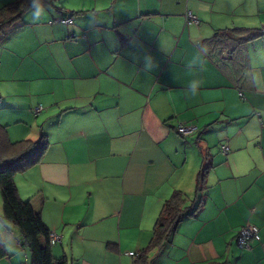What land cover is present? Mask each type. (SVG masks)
<instances>
[{"label":"crops","instance_id":"0c3cea01","mask_svg":"<svg viewBox=\"0 0 264 264\" xmlns=\"http://www.w3.org/2000/svg\"><path fill=\"white\" fill-rule=\"evenodd\" d=\"M230 27L262 29L264 0H54L0 35V114L42 106L35 130L6 126L13 141H48L14 182L60 238L54 257L133 264L173 191L194 197L205 160L202 206L150 264H264V32L232 59L204 51ZM0 223V264H21L17 228ZM247 223L259 238L241 248Z\"/></svg>","mask_w":264,"mask_h":264},{"label":"trees","instance_id":"16d2710c","mask_svg":"<svg viewBox=\"0 0 264 264\" xmlns=\"http://www.w3.org/2000/svg\"><path fill=\"white\" fill-rule=\"evenodd\" d=\"M54 0H14L0 8V35L10 25L19 20L22 14L37 5L50 4ZM261 29L245 27H230L220 29L210 38L201 43L204 51L214 57L222 56L232 59L242 55L243 46L261 34ZM48 141L41 133L37 140H11L7 126L0 122V194L2 211L0 221H7L17 228V239L21 248L28 255L29 264H70L65 256L54 257L49 239L50 230L42 221L39 211H36L29 200H22L14 182V176L22 173L42 161ZM205 159V156H204ZM209 164L205 162L198 170L194 183L193 198L174 190L165 200L154 225L148 244L139 250L133 264H150L151 254L161 249L175 232L177 225L186 215H193L202 206L203 191L206 187L205 177ZM186 200L193 204L185 206ZM7 251L0 237V259ZM24 258L21 262L23 264ZM203 264H223L209 261Z\"/></svg>","mask_w":264,"mask_h":264},{"label":"built area","instance_id":"2783aa9c","mask_svg":"<svg viewBox=\"0 0 264 264\" xmlns=\"http://www.w3.org/2000/svg\"><path fill=\"white\" fill-rule=\"evenodd\" d=\"M185 19H186V22L187 23H190V22H197V19L196 17L190 12L188 11L186 14H185ZM54 21H59V22H63L65 24H69L71 22V18H65V19H55ZM261 31H264V27H262ZM241 94V93H240ZM42 110V106L41 105H37L36 107H34L32 109V112L34 114H37L39 113L40 111ZM195 129L194 126H191V125H183V124H180L176 130L179 134H187V133H191L193 130ZM222 152L223 153H227V151L229 150V148L226 146V145H223L222 146ZM259 236H258V229L255 225L253 224H250V223H247L245 225H243L237 235H236V244L241 247V248H249V241L251 239H258ZM49 239H50V243L53 244L57 241L60 240V238L50 232L49 234ZM129 255L131 256H137V253H134V252H128ZM23 258H24V262L23 264H29V261H28V255L25 251H23Z\"/></svg>","mask_w":264,"mask_h":264},{"label":"rangeland","instance_id":"374dc122","mask_svg":"<svg viewBox=\"0 0 264 264\" xmlns=\"http://www.w3.org/2000/svg\"><path fill=\"white\" fill-rule=\"evenodd\" d=\"M3 103V102H2ZM3 105L5 107H8V104H0ZM41 114V113H39ZM18 117L22 120H20V122H17V127L22 126V128H25L26 131L29 130V128H32L33 130H35L34 128H36L37 126L40 127L42 123H45V120L43 118V116L41 115H34V113L30 112L29 114H0V122L4 125H7L6 123H9L10 121L13 120L12 117ZM36 124V127H34ZM11 127L14 126L15 124H10ZM2 201L1 198V194H0V202ZM7 222V221H6ZM1 224V223H0ZM17 233V232H16ZM12 236V235H11ZM23 251H25V249L21 248L19 246V250H18V256L19 258H21L23 260Z\"/></svg>","mask_w":264,"mask_h":264}]
</instances>
